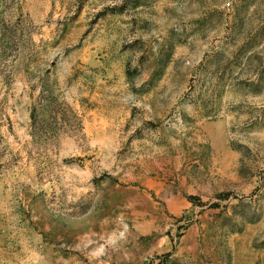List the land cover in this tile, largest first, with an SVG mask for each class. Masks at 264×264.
I'll use <instances>...</instances> for the list:
<instances>
[{"label":"rangeland","instance_id":"1","mask_svg":"<svg viewBox=\"0 0 264 264\" xmlns=\"http://www.w3.org/2000/svg\"><path fill=\"white\" fill-rule=\"evenodd\" d=\"M0 264H264V0H0Z\"/></svg>","mask_w":264,"mask_h":264},{"label":"trees","instance_id":"2","mask_svg":"<svg viewBox=\"0 0 264 264\" xmlns=\"http://www.w3.org/2000/svg\"><path fill=\"white\" fill-rule=\"evenodd\" d=\"M43 106H44V105L41 104V105H40V108L43 109V108H44ZM34 112H37V111L35 110ZM33 117H34V115H33Z\"/></svg>","mask_w":264,"mask_h":264}]
</instances>
